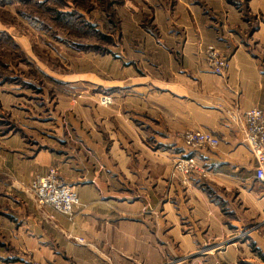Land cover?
<instances>
[{"label": "crops", "instance_id": "obj_1", "mask_svg": "<svg viewBox=\"0 0 264 264\" xmlns=\"http://www.w3.org/2000/svg\"><path fill=\"white\" fill-rule=\"evenodd\" d=\"M124 7L118 47L46 69L58 81L23 105L24 135L0 140V264H264V183L240 118L264 110V0ZM209 45L229 59L224 74L209 66ZM186 130L220 144L188 149ZM183 154L207 176H174ZM51 167L79 195L72 218L24 194ZM247 228L260 256L233 241Z\"/></svg>", "mask_w": 264, "mask_h": 264}, {"label": "rangeland", "instance_id": "obj_2", "mask_svg": "<svg viewBox=\"0 0 264 264\" xmlns=\"http://www.w3.org/2000/svg\"><path fill=\"white\" fill-rule=\"evenodd\" d=\"M126 1L140 0H0V140L10 134L22 133V112L29 110L23 105L29 107V98L40 97L44 81H58L46 69L68 72L69 66L82 57L80 55L111 53L118 47L122 20L128 15V9L124 7ZM239 1L247 4V0ZM60 13L65 18L60 17ZM247 19L252 20V24L255 22L253 17L247 16ZM104 36H110V39ZM104 96L111 95H100L101 105L113 102L111 96V102L103 103ZM9 99L14 100L12 106H9L12 102L8 103ZM35 101L30 102L37 108L39 99ZM51 169L56 170V177L61 183L69 185L59 179L57 168L51 167L48 172ZM48 172L23 184L24 194L38 205L52 206L72 218L80 203L78 193L79 202L74 205L71 214L58 210L52 204L38 202L32 183ZM69 186L75 190L72 185ZM8 187L4 185V192H11ZM251 234L252 228L244 229L233 241L247 243L253 253L259 255L262 251ZM77 240L81 244H89L84 237Z\"/></svg>", "mask_w": 264, "mask_h": 264}, {"label": "built area", "instance_id": "obj_3", "mask_svg": "<svg viewBox=\"0 0 264 264\" xmlns=\"http://www.w3.org/2000/svg\"><path fill=\"white\" fill-rule=\"evenodd\" d=\"M205 53L213 71L224 74L228 70L229 59L221 54L216 46L209 45ZM103 98V103L111 102V96ZM240 118L245 124L244 140L256 161L255 177L264 183V110L252 107L244 110ZM182 140L188 149L217 148L220 144L219 137L207 130H186L182 134ZM194 173L207 176L206 168L196 156L183 154L176 158L174 176L183 182H189ZM56 176V170L51 169L46 176L33 180L32 188L37 192L40 204H52L58 210L71 214L74 205L79 202L77 192L69 185L61 183Z\"/></svg>", "mask_w": 264, "mask_h": 264}, {"label": "trees", "instance_id": "obj_4", "mask_svg": "<svg viewBox=\"0 0 264 264\" xmlns=\"http://www.w3.org/2000/svg\"><path fill=\"white\" fill-rule=\"evenodd\" d=\"M229 1L235 3V4H236L237 6H239L240 8L247 9V4L244 3V2H241V1H239V0H229ZM247 1H248V0H247ZM60 14H61L60 17L65 18V17H64V14H62V13H60ZM246 15H247L248 17H251V16H249V14H247V13H246ZM117 25H119V23H117ZM104 38H105V39H110V36H104Z\"/></svg>", "mask_w": 264, "mask_h": 264}]
</instances>
